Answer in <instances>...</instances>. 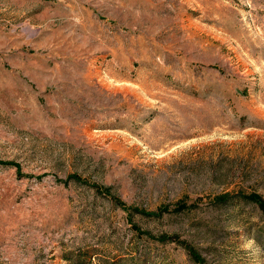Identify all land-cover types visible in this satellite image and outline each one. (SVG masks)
Listing matches in <instances>:
<instances>
[{
  "label": "rangeland",
  "instance_id": "1",
  "mask_svg": "<svg viewBox=\"0 0 264 264\" xmlns=\"http://www.w3.org/2000/svg\"><path fill=\"white\" fill-rule=\"evenodd\" d=\"M254 195L264 0H0V264H264Z\"/></svg>",
  "mask_w": 264,
  "mask_h": 264
},
{
  "label": "trees",
  "instance_id": "2",
  "mask_svg": "<svg viewBox=\"0 0 264 264\" xmlns=\"http://www.w3.org/2000/svg\"><path fill=\"white\" fill-rule=\"evenodd\" d=\"M253 198H255L257 201H259L261 206L264 208V201L262 200L261 197L254 195ZM196 257L199 259V256L196 255Z\"/></svg>",
  "mask_w": 264,
  "mask_h": 264
}]
</instances>
